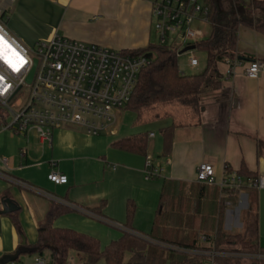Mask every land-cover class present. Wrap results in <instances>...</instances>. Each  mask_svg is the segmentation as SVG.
I'll return each mask as SVG.
<instances>
[{
	"label": "crops",
	"instance_id": "obj_1",
	"mask_svg": "<svg viewBox=\"0 0 264 264\" xmlns=\"http://www.w3.org/2000/svg\"><path fill=\"white\" fill-rule=\"evenodd\" d=\"M0 7L6 9L3 21L11 35L30 46L60 34L115 50L135 51L159 38L149 0H0ZM204 24L208 23L194 22L203 38ZM238 36L237 54L264 62V34L241 26ZM250 61L244 60L231 78H223L221 89L201 96L199 113L184 106L183 110L168 112L158 119L159 129L178 124L171 154L163 159L153 153L150 139L156 135L149 138L147 155L153 156L161 167L159 177L146 178L147 155L112 145L146 130L109 138L104 133L91 135L83 128H61L53 131L51 141L42 139L36 129L24 134L0 131V258L15 254L23 241L27 248L37 245L39 225L53 203L70 209L54 221L55 227L91 235L105 247L127 230L116 219H124L129 197L136 202L137 211H152V228L163 184L152 181L156 178L196 181L197 168L203 162L214 165L218 179L224 176L226 166L236 172L242 163L258 178L264 176V151L259 158L256 154L257 138L264 139V72L255 79L248 77L245 68ZM225 69L226 65L220 63L222 75ZM183 113L187 121L181 120ZM113 131L111 134L116 135L118 128ZM52 172L65 175L67 182H52L48 178ZM118 179L132 181V192L115 193ZM5 197L12 200L16 211L1 212L7 206ZM243 200L248 209L249 195ZM103 201V214L92 212ZM242 202L240 196L238 205ZM135 232L148 233L137 228ZM53 253L54 249L47 246L21 254L15 263L35 264L36 258L41 257L51 264ZM66 264H82V256L70 251Z\"/></svg>",
	"mask_w": 264,
	"mask_h": 264
},
{
	"label": "trees",
	"instance_id": "obj_2",
	"mask_svg": "<svg viewBox=\"0 0 264 264\" xmlns=\"http://www.w3.org/2000/svg\"><path fill=\"white\" fill-rule=\"evenodd\" d=\"M203 1L210 7L208 22L211 32L193 44L207 54L203 72H182L175 47L165 43H151L146 48L134 51L148 54L151 58V63L140 72L131 100L123 108L137 115L135 123L145 122V114L158 105L175 101L186 104L195 114L199 113L201 96L222 88L220 63L225 57L237 55L242 60H256L237 54L238 32L241 26H247L264 34V0ZM224 2H227V7ZM7 119L8 116H0V129ZM177 126L173 123L160 129L163 156L171 154ZM148 143L149 132L146 131L121 138L112 145L123 151L147 155ZM263 151L264 139L257 138L258 158ZM226 167L229 173L235 172L229 166ZM235 173L245 178H258L257 173L245 163ZM247 190L250 207L242 213L244 228L240 231L233 232L225 228L226 212L238 205L240 190L165 178L155 221L148 233L135 232L133 221L137 207L130 199L126 205L124 223L127 230L105 247L91 235L55 227L54 221L70 209L61 203H53L46 219L39 225L37 245L30 248L36 252L51 246L54 249L51 264H66L70 251L82 256V264H98L101 261L105 264H194L202 262V257L191 253V250H219L232 246L245 252L264 253L259 239L258 189ZM105 205L103 201L91 210L102 215ZM201 235L210 238L202 241ZM24 248L21 246L17 251ZM215 264H264V259L219 256Z\"/></svg>",
	"mask_w": 264,
	"mask_h": 264
},
{
	"label": "built area",
	"instance_id": "obj_3",
	"mask_svg": "<svg viewBox=\"0 0 264 264\" xmlns=\"http://www.w3.org/2000/svg\"><path fill=\"white\" fill-rule=\"evenodd\" d=\"M149 1L160 43L167 44L169 35H176L182 45L188 47L203 38L194 22L209 23L210 7L205 1ZM4 16L6 9L0 7V106L8 110L7 123L0 130L24 134L36 129L42 139L49 141L53 131L63 127L80 126L91 135L109 130L114 132L113 126L118 122L121 110L131 100L140 72L151 63L149 55L115 50L60 34H55L48 41L37 42L29 50L8 31ZM171 46L177 50V46ZM35 61L34 77L31 83H27ZM221 63L226 65L223 78L229 79L238 67L243 66L244 60L235 55L225 57ZM188 64L196 67L199 60L191 54ZM245 71L248 77L258 78L264 72V62L251 60ZM22 91L26 94L24 100L11 105ZM154 135L149 133V138ZM146 167L147 179L161 175V167L153 156H146ZM226 168L224 176L218 179L214 165L203 162L197 168L196 181L216 185L220 189L264 188V176L245 178L235 172L229 173ZM48 178L56 184L68 180L57 172L50 173ZM200 238L206 241L210 237L201 235ZM190 252L202 257V262L194 264H215L219 256L264 259V253L245 252L235 246ZM35 264L46 262L38 257Z\"/></svg>",
	"mask_w": 264,
	"mask_h": 264
},
{
	"label": "rangeland",
	"instance_id": "obj_4",
	"mask_svg": "<svg viewBox=\"0 0 264 264\" xmlns=\"http://www.w3.org/2000/svg\"><path fill=\"white\" fill-rule=\"evenodd\" d=\"M224 6L227 7V2H224ZM195 26V25H194ZM205 27V38L207 36H209L210 32H211V25L208 24H204L201 25V27ZM174 38V39H173ZM160 39L158 38V40L156 41V43H159ZM22 43V42H21ZM23 44V43H22ZM175 45L177 46V53L178 54V64H179V68L181 69L182 72L190 74V73H201L204 71L205 67H206V63H207V54L203 51H201L200 49L194 48L191 51H187V52H183L182 51L186 48V46L182 45L181 40H179V38H176V35H169L168 40H167V45L171 46V45ZM27 49L31 50L33 48V46L30 45H25L23 44ZM181 52V53H180ZM191 54H194L198 60H199V65L192 68L189 66L188 64V60ZM28 90V89H27ZM26 97V94L24 91H22L18 97L15 99V101H13L11 103V105L15 106V102L17 100H24V98ZM184 106H187L186 104H183L181 102H172L170 104H160L157 107H155L154 109H152V111L148 112L145 114V122H138L135 123L136 119H137V115L135 113H133L130 110H121L122 115L120 116L118 122L113 126L118 128V133L115 135L111 134V130L107 131V132H103L105 134V136H108L109 138H114L117 136H123L124 134H135L137 132H140L142 130H150L155 132L156 138L154 139H150L151 144H154V149H153V153L156 156H160L163 159V155H162V151H163V138L162 135L160 133V129L158 127V125H161L160 120H158L160 118L166 117V115L171 114L172 112H178V110H183ZM190 109V108H189ZM174 112V113H175ZM192 113H195L191 110ZM185 113H183L181 116L182 117V121H187V116L184 115ZM4 115L7 116L8 115V110H6L4 107L0 106V116ZM156 117V119H155ZM158 118V119H157ZM64 129L66 128H70L72 130H80L82 129L80 126H71V127H63ZM61 129V128H59ZM0 131H4V130H0ZM9 131V130H8ZM11 131V130H10ZM103 136V135H102ZM164 179L163 177L160 178H156L155 180H152L154 182H162ZM134 183L132 181H129L127 179H118L116 180V183L114 184V189H115V193L119 194V195H124L128 192H132L131 188L132 185ZM241 198H242V203L239 204L237 207H231L227 212H226V217H225V228L236 232V231H240L244 228V221H243V217H242V213L247 210L246 208V201L243 200V197H245L246 194H248L247 190H242L241 193ZM258 198H259V204H258V210H259V239H260V244L261 246L264 247V189L259 190V194H258ZM132 200L135 204L136 202L134 201V199L132 197L127 198L126 202H125V217L122 221H120V219H116L118 222H122L123 224L126 222V205L128 200ZM137 210H138V206L136 204ZM135 213V217H134V221H133V226L135 228H137L138 230H142L143 232H149L151 230V220H152V211L147 210V209H142L140 211H137ZM230 210H232L231 212H229ZM138 218V225H135V219ZM107 227V226H106ZM236 247V246H235ZM98 264H104L103 261H101Z\"/></svg>",
	"mask_w": 264,
	"mask_h": 264
},
{
	"label": "water",
	"instance_id": "obj_5",
	"mask_svg": "<svg viewBox=\"0 0 264 264\" xmlns=\"http://www.w3.org/2000/svg\"><path fill=\"white\" fill-rule=\"evenodd\" d=\"M194 48H195L194 45L188 46L182 51V53L190 51V50H192ZM36 65H37V61H35V65H34L31 73L29 74V76L27 78V83H31L32 82V79L34 77V73H35V70H36ZM5 202L7 203V206H6V208L3 211H1L3 214L11 213V212H14V211L17 210V207L13 206V202H12L11 199H5ZM23 246L25 248L22 249V250L17 251L15 254H13V255H5L4 257L0 258V264H7L9 262H15L19 258V256L21 254L33 253L35 251L34 248H27L26 245H25V241H23Z\"/></svg>",
	"mask_w": 264,
	"mask_h": 264
}]
</instances>
